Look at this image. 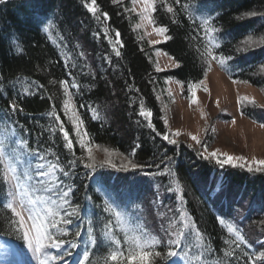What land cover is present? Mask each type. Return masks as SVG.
<instances>
[{
	"label": "trees",
	"instance_id": "1",
	"mask_svg": "<svg viewBox=\"0 0 264 264\" xmlns=\"http://www.w3.org/2000/svg\"><path fill=\"white\" fill-rule=\"evenodd\" d=\"M166 2L171 4L172 0ZM182 3L189 5L188 10L173 5L177 12L173 15L167 13L165 0H156L153 24L167 26L166 35L171 37L156 45L151 44L141 27H136L140 24V15L134 10L132 0H96L95 14L90 11L91 0H6L5 4H0V139L5 136L6 127L16 130L18 139L23 135L28 140L29 150L51 149L64 165L73 157L65 146L63 134L57 130L55 136H51L47 130L53 124L49 112L55 105L76 156H87L89 147L94 148L96 154L105 155L104 159L95 160V171L85 169L77 161V175L71 183L73 204L78 205L79 214L72 217L73 223L68 227L70 233H74L79 226L81 237L77 239L86 241L89 220L98 236L103 225L110 223L113 235L123 245L120 264H133L126 259L130 251L129 237L143 233L146 236L142 242L146 237L166 239L161 225L168 227L170 218L179 215L169 210L181 207L180 194L166 190L169 186L176 188L173 181L179 182L183 193L185 220L195 221L207 248L214 250L211 256L205 252L203 262L192 261L191 264H214L216 259L224 258L225 251L231 250L225 244L230 234L219 223L220 219L235 223L245 235L247 243L237 249V255L244 251H264L259 243L264 241V172L249 173L246 168L227 164L221 167L214 159L201 158L195 146L174 137L165 124L157 98L165 90L167 80L180 82L189 96L193 93L192 85L204 80L206 66L200 52L208 45L209 38L204 35L201 21L209 17L218 29L212 33L213 43L220 44V48L213 51L233 56L229 70L216 61L211 63L231 80L246 81L264 89V68L261 67L264 47L236 51L247 35L264 34V17L244 15L249 11H264V0H182ZM103 13H107V17ZM49 23L52 27L45 32ZM117 31L119 37L115 35ZM117 39L123 45H117L121 52L119 57L109 43ZM161 51L179 67L158 71L156 56ZM73 80L77 88L72 87ZM150 80L153 82L149 83ZM61 81L68 82L79 121H83V129L88 133L83 150L77 142L74 123L63 108L62 102L68 96L64 94ZM13 101L24 110L11 111ZM141 102L145 110L152 112L148 120L156 132L169 135L177 144H168L147 126L148 120L139 115ZM241 112L258 124L264 123V107L258 104L243 105ZM126 157L135 164L151 167L122 168V164H127ZM31 160L40 162L33 157ZM108 160L115 167L107 163ZM165 167H169L170 172L159 174ZM2 171L0 165V173ZM89 172L91 178L85 179ZM98 187L103 191H98ZM7 191L6 184L0 186V242L24 247L20 231L10 225L9 217H15L6 207L10 201ZM106 198L123 214V222L103 210ZM184 222L179 221L177 228ZM63 239L71 240L73 236L70 234ZM197 243L193 237L189 244L190 255L201 251ZM106 249L107 244L99 242L93 248L96 255L90 259L94 264H104ZM153 250L160 251L162 256L153 257L152 264H189L182 248L175 249V257L164 255L167 249L163 242ZM72 251L73 257L67 259H82L83 244ZM246 260L240 255V264H245ZM135 264L140 262L137 260Z\"/></svg>",
	"mask_w": 264,
	"mask_h": 264
},
{
	"label": "snow or ice",
	"instance_id": "2",
	"mask_svg": "<svg viewBox=\"0 0 264 264\" xmlns=\"http://www.w3.org/2000/svg\"><path fill=\"white\" fill-rule=\"evenodd\" d=\"M6 0H0V4H5ZM132 3L135 5L137 3L142 4L143 6V15L142 20H147L148 23H153L152 14L156 11V0H132ZM166 11L167 13H172L173 15L177 14L176 9L173 5H180L185 11L188 10L189 5L182 3V0H172L171 4H167L166 0ZM93 7L90 8V11L95 14L96 12V0H91ZM107 17V13H103ZM244 15L255 17L257 15L264 17V11H249ZM175 22V21H173ZM141 24H137L136 27H141ZM52 27L51 23L44 28V31L47 32L48 28ZM201 27L203 28L204 35L206 38H209V43L205 47L203 52H200V49H197V52H200L201 59L205 64L204 75H207V71L210 70V64L213 61H216L220 64L225 70H229V61L233 59L231 54L223 55L218 52H214L213 48L219 49V42L213 43L215 37L212 36V33L218 31L212 22V18H206L201 21ZM156 31L163 35L168 32L167 26L161 25ZM116 37L120 36V33L117 31L115 33ZM166 39H171L170 36H166ZM113 46L115 56L119 57L121 52L117 45L122 47V43L117 39L115 43L109 41ZM254 46L264 47V34L258 36L247 35L246 39L240 41L239 45L236 47L237 52H247L251 50ZM83 55V53H81ZM109 63L111 61L109 60ZM179 67V64H176ZM264 68V65L261 66ZM153 81H149L152 83ZM234 83H240L242 81L233 80ZM246 82V81H244ZM56 83V81H52ZM64 88L65 96L69 95L68 82L61 81ZM203 83V81H200ZM40 87H43L40 85ZM72 87L77 88L78 85L75 80L72 81ZM196 84L192 85V88L195 89ZM137 91H139L137 89ZM193 96H195V91H193ZM159 98V97H157ZM51 99V97H49ZM196 101L193 100V103ZM63 108L67 112L69 107V101L64 100ZM56 106L52 105V110L49 112V116L53 120V124L47 129L51 136H55L57 130L63 134V140L66 142L65 146L68 151L71 153L73 159H68L65 161L64 165H61L59 156L52 151L51 149H44L43 151L39 150H29L28 140L20 136L19 140L16 139L17 131L9 130L5 128V136L3 139H0V165L3 166V171L0 173V186L7 185L8 191L7 195L10 197V201L7 203L6 207L14 216L13 219L9 217L10 225H15L16 229L21 232L22 238L27 242L28 247L33 251L37 264H94V260L90 257H95L96 253L93 251L98 244V242L103 245L107 244V255L104 257V264H120L121 257L124 256L123 245L120 239H117L112 233L110 223H105L103 228L100 230V235L98 236L93 223L91 220L87 223L86 235L88 239L86 241H80L77 238L81 237V230L77 226V230L74 233H70L69 227L73 223L72 217H76L79 214L78 205L73 204V195L74 187L72 181L77 173L75 168L77 161L83 164V167L88 170L95 171L96 162L92 155V149L87 148V156L81 155L76 156L75 150L73 148L72 140L68 138V132L64 129L63 122L60 121V117L55 110ZM23 111L24 109L20 107L16 101H13L10 105L11 111ZM243 115L244 113L241 112ZM139 115L145 117L148 120L152 116L150 110H145L144 103L140 104ZM95 118V114H94ZM71 119V117H69ZM82 124L83 121H80ZM232 123H235L233 120ZM167 124V120H165ZM152 128V131L156 132L155 127L151 124V121L148 120V125ZM261 127H264V123H261ZM87 131L81 132L79 128L76 129V138L77 142L80 145V148L83 150L86 147L83 136H87ZM157 136H162V139L167 141L168 144H177V140L170 138L169 135H162L160 132H156ZM175 136H180L181 133L176 132ZM192 140L200 144L201 141L195 137H191ZM55 143V140L52 141ZM39 145V140L37 141ZM139 145H137L138 147ZM11 149L10 151L8 149ZM203 151L200 152V156L203 159H214L215 163L224 167V165H230L231 167L246 168L249 173L252 172H264V160H254L249 163L244 157H233L228 154H223L224 158L221 159L217 151L208 152V146L206 144L202 145ZM107 152V149H105ZM205 153H208L205 156ZM109 155H111L109 153ZM131 155H135L133 152ZM28 157H33L38 159L40 162L33 164L27 159ZM52 157V159H49ZM127 164H122V168H127L129 165L133 168L141 167H151V165H138L132 162L131 159L125 158ZM167 159L171 160V157ZM103 163V162H102ZM107 163L111 164L112 167H115V164H112L111 160H108ZM21 165H26L23 173H18V167ZM159 167V165H157ZM170 172L169 167H165L161 173L164 174ZM146 175H152V173H145ZM21 176L24 180L21 182ZM91 178V172L85 175V179ZM176 183V188L168 187L166 190L169 192L175 191L180 194V204L181 207H178L174 210L170 209L169 211H175L178 213V218H170L169 226L163 228L165 240L155 239L152 237H146V234L141 236H132L128 238V243L130 245V251L127 256V260L135 262L138 260L140 264H152L153 257H161L162 253L160 251H154V247L160 245L162 242L165 245L167 251L164 253L167 257L177 256L175 249L182 248L184 249V256L191 264L192 261L203 262L205 257V252H208L209 256L214 252L212 249H208L204 241V237L200 229L196 226L195 221L185 220V213L182 211V206L184 204V197L182 190L179 186L178 181H173ZM98 191H103L102 187H98ZM37 192L44 193L42 195H36ZM106 197L108 196L105 193ZM90 199V198H89ZM105 212L112 213L118 221L123 222L124 216L121 212L117 211L110 198L105 199L104 209ZM184 220V224L177 228L179 221ZM31 222L30 224L28 222ZM219 223L227 228L230 238L225 240V244L228 245L230 251H225L223 254L224 258L216 259L214 264H240V255L247 258L245 264H257L258 261H264V251H244L240 255H237V249L241 245L247 243L245 235L242 233L241 229L235 223L226 222L224 219H220ZM73 236L71 240H65L63 237L69 235ZM195 237L197 247L201 249L198 254L190 255L192 248L189 247V244L192 238ZM262 247H264V241H260ZM83 244L84 252L82 259L80 260H70L67 258L73 257L72 249L78 247V245ZM67 245V247H65ZM235 245V247H233ZM49 249H54L55 253L49 251ZM110 250V251H108ZM227 258H232L231 260Z\"/></svg>",
	"mask_w": 264,
	"mask_h": 264
},
{
	"label": "rangeland",
	"instance_id": "3",
	"mask_svg": "<svg viewBox=\"0 0 264 264\" xmlns=\"http://www.w3.org/2000/svg\"><path fill=\"white\" fill-rule=\"evenodd\" d=\"M134 10L140 15L141 29L152 45L167 40L166 34L161 35L156 31L157 26L141 19L142 4H135ZM156 57L158 71L176 67L177 63L165 52H157ZM193 91L195 96L193 93L190 96L189 93L187 95L180 82L170 79L166 82L165 90L159 93V101L168 128L173 135L176 132L181 133L178 137L174 135L176 139L192 144L200 152L203 151L202 145L206 144L208 152L217 151L219 156L224 157L223 154H228L233 157H244L249 163L254 160H264V127L241 114L243 105L258 104L264 107V89L246 82L234 83L215 64L211 63L203 83L198 84ZM67 100L69 101L67 113L74 123L75 130L79 128L83 132L72 97L68 95ZM193 100L196 102L193 103ZM233 120L235 123H232ZM192 136L197 137L201 143L198 144L192 140ZM82 138L86 143V136ZM16 139L19 140L17 136ZM90 148L96 161L105 158V155H98L94 148ZM207 155L208 153H205V156ZM27 159L34 166L35 163L32 162L31 157ZM25 167L26 165L19 166L18 173L22 174ZM23 180L21 176V182ZM42 194L44 193H36V195ZM21 240L23 249L13 246L9 248L8 242H0V245L3 244L0 250V264H37L33 251L23 238ZM13 248L14 251H12ZM49 251L55 253L54 249Z\"/></svg>",
	"mask_w": 264,
	"mask_h": 264
}]
</instances>
